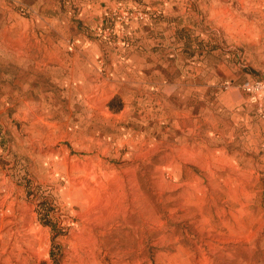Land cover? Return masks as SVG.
<instances>
[{"label": "rangeland", "instance_id": "obj_1", "mask_svg": "<svg viewBox=\"0 0 264 264\" xmlns=\"http://www.w3.org/2000/svg\"><path fill=\"white\" fill-rule=\"evenodd\" d=\"M247 82L264 0H0V264H264Z\"/></svg>", "mask_w": 264, "mask_h": 264}, {"label": "built area", "instance_id": "obj_2", "mask_svg": "<svg viewBox=\"0 0 264 264\" xmlns=\"http://www.w3.org/2000/svg\"><path fill=\"white\" fill-rule=\"evenodd\" d=\"M243 89L253 103L260 102L262 96H264V82H247L244 84Z\"/></svg>", "mask_w": 264, "mask_h": 264}, {"label": "bare ground", "instance_id": "obj_3", "mask_svg": "<svg viewBox=\"0 0 264 264\" xmlns=\"http://www.w3.org/2000/svg\"><path fill=\"white\" fill-rule=\"evenodd\" d=\"M10 239H11V236H0V258H2L3 256H6L8 254V247L10 246V244L7 241H10ZM16 246H17V244L13 245L14 248ZM9 259H10L9 257L5 258L3 260V262H4L3 264H8L10 262Z\"/></svg>", "mask_w": 264, "mask_h": 264}, {"label": "trees", "instance_id": "obj_4", "mask_svg": "<svg viewBox=\"0 0 264 264\" xmlns=\"http://www.w3.org/2000/svg\"><path fill=\"white\" fill-rule=\"evenodd\" d=\"M109 106H110L111 110H113V111H118V110H120V108H121V106H119L118 108L115 107V105H114V101H112V102L109 104Z\"/></svg>", "mask_w": 264, "mask_h": 264}]
</instances>
